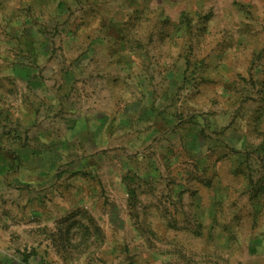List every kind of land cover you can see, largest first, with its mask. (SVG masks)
I'll use <instances>...</instances> for the list:
<instances>
[{
  "label": "rangeland",
  "instance_id": "1",
  "mask_svg": "<svg viewBox=\"0 0 264 264\" xmlns=\"http://www.w3.org/2000/svg\"><path fill=\"white\" fill-rule=\"evenodd\" d=\"M0 264H264V0H0Z\"/></svg>",
  "mask_w": 264,
  "mask_h": 264
}]
</instances>
